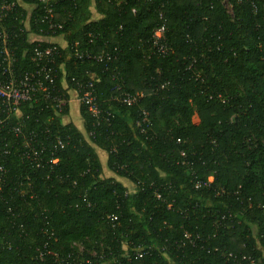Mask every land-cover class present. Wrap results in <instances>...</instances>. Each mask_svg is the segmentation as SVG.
Returning <instances> with one entry per match:
<instances>
[{"label":"trees","instance_id":"obj_1","mask_svg":"<svg viewBox=\"0 0 264 264\" xmlns=\"http://www.w3.org/2000/svg\"><path fill=\"white\" fill-rule=\"evenodd\" d=\"M55 1V33L8 24L19 72L31 34L67 43L52 66L67 104L26 103L9 120L21 133L0 161V264H264V0ZM159 10L166 57L152 53ZM75 43L103 59L76 58ZM90 82L102 112L81 104L78 127L69 92Z\"/></svg>","mask_w":264,"mask_h":264},{"label":"built area","instance_id":"obj_2","mask_svg":"<svg viewBox=\"0 0 264 264\" xmlns=\"http://www.w3.org/2000/svg\"><path fill=\"white\" fill-rule=\"evenodd\" d=\"M55 4V0H38V5H26L22 0H0V161L2 157L9 154L10 140L8 136L11 133L19 136L21 133L19 124L11 129L7 127L11 117L18 119L22 117L21 107L24 104L51 99V101L55 102L58 113H62L67 104V101L61 95L52 96V92L56 89L52 66L56 62V59L61 56V49L64 48L54 43L51 36L47 35V40L44 41L34 39L37 35L31 34L30 40L32 42H40L29 55L32 69L19 72L16 68L18 63L17 48L13 44L18 35L14 27L11 29L8 25L9 22L19 21L24 17L25 30H30L29 23L31 20H35V22L41 20L47 22L50 32L55 33L58 29L62 28L61 25L53 22L52 14ZM38 7L42 15L35 16L34 11ZM158 19L159 26L154 31L152 37V53L166 57L171 53V49L166 41L167 20L162 10L158 11ZM22 30L19 29L20 32ZM78 46L79 43L74 44V55L76 58L83 59L85 56L89 59H103V56L80 51ZM108 58L110 60L109 55ZM80 88L84 90L81 96L76 92L80 105H84L95 118L99 117L102 111L93 83L90 82L86 86L80 85ZM141 97V94H125L117 97L116 100L124 105L133 106L139 102ZM46 107L49 108L48 105ZM141 125H143V133L146 130L149 131L151 128V121L146 111L142 113ZM58 142L63 148L62 141L58 140ZM24 147L27 149L24 157L33 163H38V153L35 152L31 140L25 139ZM52 162L55 163L57 160Z\"/></svg>","mask_w":264,"mask_h":264},{"label":"rangeland","instance_id":"obj_3","mask_svg":"<svg viewBox=\"0 0 264 264\" xmlns=\"http://www.w3.org/2000/svg\"><path fill=\"white\" fill-rule=\"evenodd\" d=\"M34 39H37V40H44L46 41L47 38L46 36H42V37H37L35 36ZM62 39V40H61ZM49 41V40H48ZM54 43L58 44V45H66V42L64 41L63 38H60V37H57V38H53L52 40ZM69 95H70V102H69V106L71 107V113L69 115V117H67L66 121H72L74 122L75 124L78 122L77 120L79 119V116L78 118H76L77 115H79V106H80V102L78 100V96L76 94L75 91H70L69 92ZM72 114V115H71ZM193 123L194 124H198L199 123V119L197 116H194L193 117ZM99 155H100V159L102 161V164H103V168H104V177L105 178H109V177H112V174L109 172V170L107 169L106 167V161H107V155L106 153L102 152V151H99ZM121 183L125 184L128 189L130 191H132L134 189V187L130 184H128L127 181H125L124 179H118ZM76 247L78 248V250L80 252H83L84 251V248L83 246H80V245H76Z\"/></svg>","mask_w":264,"mask_h":264},{"label":"crops","instance_id":"obj_4","mask_svg":"<svg viewBox=\"0 0 264 264\" xmlns=\"http://www.w3.org/2000/svg\"><path fill=\"white\" fill-rule=\"evenodd\" d=\"M60 38H62V37H60ZM52 40H53V38H52ZM66 46H67V43H66V45H61V47H63L64 49L66 48ZM70 113H71V107H70ZM78 116H79V119L77 120L78 122L76 123V125L78 127H80V126H82V120H81V115H80V106H79V115H77L76 118H78Z\"/></svg>","mask_w":264,"mask_h":264}]
</instances>
